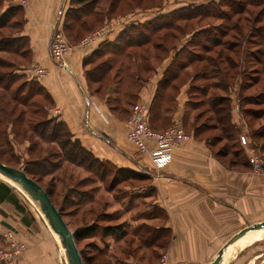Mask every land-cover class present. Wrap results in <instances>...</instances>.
I'll list each match as a JSON object with an SVG mask.
<instances>
[{
  "label": "crops",
  "instance_id": "crops-1",
  "mask_svg": "<svg viewBox=\"0 0 264 264\" xmlns=\"http://www.w3.org/2000/svg\"><path fill=\"white\" fill-rule=\"evenodd\" d=\"M5 3L6 8L11 5L22 8L24 25L18 36H27L29 39L31 64L20 71L30 79H36L44 87L51 99L50 116L64 121L74 137L79 138L97 157L111 161L122 170L139 171L137 174L141 175L143 172L147 175L154 194L145 193L147 198L140 200L139 211H126L132 214L129 218L130 228L134 235H138L146 226L148 230L145 234H169V240L166 244L159 238L157 241L150 239L147 243H141L136 236L135 241L138 243L135 242L136 253L133 258L142 263L154 264L163 255H167L171 264H211L226 242L244 228V221L253 218L255 212L264 215V174L254 175L250 165L224 161L218 157L203 137V131L198 132L199 125H192L191 130L187 131L190 122L195 123L203 117L204 110H196L205 105L198 98L200 95H192L191 79L187 78L181 83L174 101L159 100L170 91L169 85L165 88L161 83L167 68L176 62L177 51L188 45L189 34L180 40L176 51L170 52L158 67L150 70L135 85V101H146L151 106L153 103L150 117L155 118L156 122L154 119L153 122L155 126H159L158 129L166 128L165 124L160 123V119L169 114L170 125L179 123L190 135L189 139L174 148L172 159L161 168L155 167L148 156L141 155L128 139L129 119L124 116L123 111L126 102L124 94L127 90L123 86L124 69L113 71L112 66L106 73L105 77L110 76L113 80L112 87L105 90V96L101 95L104 87H100V81L89 79L97 60L93 59L94 56L99 58L102 54H109L110 50L106 45H117L125 35L126 26L151 22L157 15L167 14L182 6L172 10L166 7L141 9L127 16L111 19L109 34L99 47L87 49L73 43L72 50L64 58L66 65L60 66L50 55L49 45L56 23L63 27L68 19V10L73 7L70 0H26V3L23 0H5ZM33 65L44 67L46 74H37ZM187 70H191V67L184 69ZM139 76L136 75V78ZM107 79L108 77L104 78L106 81ZM257 85L252 84L245 90V94L253 92ZM240 90L241 80L236 81L229 90L231 122L240 128L241 135H247L253 141L255 137L252 131L262 126L264 116L250 120L249 113H244L240 108ZM220 92L224 94L221 90ZM247 105L251 108L264 107L263 102ZM250 122H256L254 128L250 127ZM150 145L153 146L152 141ZM142 189L136 188L138 191ZM5 219L0 212V220ZM125 221L126 219H122L121 222ZM6 228L8 227L0 223V245L3 244V232ZM14 228L17 237L26 243V248L9 264H63L58 241L50 240L49 236L38 235L40 233L32 231L25 224ZM254 230L256 229L246 233ZM236 240L224 249L221 264H235L237 258L248 254L252 243L238 248L228 256V250ZM110 262L121 263L116 259H111Z\"/></svg>",
  "mask_w": 264,
  "mask_h": 264
},
{
  "label": "rangeland",
  "instance_id": "rangeland-1",
  "mask_svg": "<svg viewBox=\"0 0 264 264\" xmlns=\"http://www.w3.org/2000/svg\"><path fill=\"white\" fill-rule=\"evenodd\" d=\"M126 1L130 3L132 2V5L131 6L127 5ZM208 1L209 0H122V3L124 2L123 7L121 9L122 11L119 12L117 10V12L111 13L110 14L111 16L109 15L110 17L101 16L98 24L93 25V27H89L90 30L84 32L83 35L74 37V35L77 33V27L79 26L78 21L76 20L74 21L71 19L72 21L68 22V24L71 25V29L68 31L70 37H73L71 38V40L73 39L72 40L73 42H77L74 43L75 45V44H79V42H81V40H83L87 35L95 31H99L102 28H104V30L110 28L109 21L111 19L119 18L121 16H127V14L136 12L138 10H141V8H144L138 6L139 4H141V6H146V4H148L147 6H151L152 4H154L153 5L154 7L156 6L158 8L166 7L169 8V10H172L173 8L178 6H186L189 2H195L197 4L199 3L201 4V2L207 3ZM98 6L107 9L109 8V1L102 0L101 4H99ZM5 8H6L5 0H0V14H2V12H5ZM104 9L103 11H105ZM96 11H99V9H97ZM258 11L259 8H250V11H247V13L245 14L247 15V17L249 15L252 16L251 18L253 19L254 17L257 16ZM17 19L20 21L23 20L22 16L19 14L15 18L13 17L11 19V22H17L18 21ZM158 21L156 20V23H158ZM179 21L180 23H186L187 19H183ZM188 21L190 22V24L193 25L190 29L193 28L197 29L199 26H205V24H210V25L222 24V26L224 27V24L227 22L224 19L218 17H211L207 15L203 16L202 18L197 16L192 19H188ZM156 23L154 22L151 25L154 26L156 25ZM56 25L57 28L61 29L65 35V32L63 30L64 28L60 27L59 23H56ZM136 25L137 24H130L126 26L124 28V32L125 33H131L132 31L136 32L137 30L133 28V26ZM138 26L140 25H137L136 27ZM4 29H5L4 30L5 33L7 34L8 33H12L14 35L16 34L15 33L16 29L15 30L9 28L7 29L4 28ZM151 31L153 33L152 34L153 38L151 43L143 42L137 45L136 44L132 46L129 45L123 51H119V52L114 51L119 53L116 55V57L112 56L111 54H106L105 56H103L102 54L99 58L96 57L97 60L94 63L96 64L103 59L110 58L114 64L113 71H120V68L124 69L123 86H125L127 90L126 93L124 94L126 102L124 101L125 104L123 106V111H124V116L128 117V119L130 117L132 105L136 103L135 99L131 97V94L134 93V90L136 88L135 86L136 83H138V81L143 80L145 76L148 75V72L150 70L154 69L156 66L158 67L160 62L164 58H166V56L170 52H172L171 50L169 51V49L168 50L153 49L154 45L158 41H162L163 37L161 36L164 35L166 31L165 28L161 27V28H157L156 30L152 28ZM217 34L220 37H222V33L220 32V30L218 31ZM66 39L68 40L67 37ZM20 41L21 43H23V39L22 40L20 39L17 42H15L14 45L17 46L20 43ZM175 41L177 40H174V42ZM204 41H207V39H205ZM174 42L173 40L171 41L170 38L166 42V46L171 45ZM132 44H134V42ZM70 45H73V43H70ZM123 45H127V43L122 42L121 46ZM150 49L152 55L154 51H156V55H158V57H156V60L154 59L155 57L149 56ZM250 49L255 50L256 48L252 44H247L246 48L238 49L237 50L238 56L235 55L234 57L236 61H241L240 67H244V69L247 68V73L241 76L242 83H245L246 81L251 79V74L254 73V71L250 70L251 66H254V64H251L252 61L251 57H249L247 54L244 57L243 52H241V50L250 51ZM185 51L186 50H184L182 53L180 51L178 52L179 57L178 59H176V61L178 62H174L176 63L174 67L177 66V63L184 61L187 55ZM121 52H123V54H121ZM0 57H3L6 60H13L19 65L27 66L31 64V56H29L30 57L29 64H28V57L24 58L17 54L0 52ZM194 65L195 67L196 65L200 67L202 63H198ZM170 66L167 68L165 77L168 75V72L170 71ZM220 67H222L223 69L227 68V63L224 61L222 64H220ZM98 73L100 74L102 73V68L99 70ZM232 73H235V69L231 70L230 79H232L233 77ZM136 75H140L138 79L136 78ZM221 76L222 74L218 75L216 78H212L213 76H211L209 81H214L215 79H221ZM107 77H108L107 81L104 80V82H102L101 84V87H104L103 93H101V95L103 96H105L104 95V93H106L105 90L107 88L112 87L111 81L113 79L110 76ZM26 78L29 77L23 76L19 78L18 83H16L14 87H17V85L21 82H25ZM230 81L232 82L233 79ZM4 91L5 90L0 89V93L1 92L3 93ZM255 91L256 90H254L253 92ZM5 96L9 97L8 94H5ZM39 100H41L40 104L36 102L35 105L38 104L41 108H43V104L44 105L48 104V101L43 97H41ZM2 104L4 103L0 102V107L2 106ZM202 106L203 107H200L198 110H196V112L204 110L202 112L204 114L203 117L197 119L195 123L190 122L189 124L190 126L187 127V131L191 130L192 125L201 126L204 122L209 123L210 120L208 119V117L211 114L210 111L207 110L208 104ZM23 108L24 107L21 106L18 107L17 112ZM28 109H30V107ZM32 110H28L27 114H25L24 117L20 118L19 121H15V122L12 121L16 119L17 112L15 114H8L5 111L4 115L8 116V118L11 119V122L6 123L5 125H2L0 123V159L2 160V162L6 164L19 167L24 170L27 169L32 175L33 172H35V178L43 185L44 188L48 190L51 197L53 198L54 203L61 210L66 222L68 223L72 231H74V233L76 232L78 233V238L76 240L79 249L82 251L83 257L85 258V263L87 262V264H98V263H102L101 261H111V259H113L114 261L116 259L121 261L120 264L122 263L132 264V262L135 259L133 258L135 257L134 253H136L135 250L136 237L134 238L132 234V230L130 228L129 218L131 217L132 214H129L126 211L128 210L129 211L132 210V212L139 211L137 209L139 207V204L141 205L140 200L141 199L145 200L147 198L145 196V193L147 194L151 192L154 194L153 187L151 186L150 188L149 186L147 175L143 172H141L142 173L141 175L137 174L139 173V171L134 172L130 170H121L117 172L116 170H111L106 175L105 181H101L99 179L101 176H98L96 173L91 172L89 169L85 168V166H80L78 165V163L67 160V158L64 155H62V153L59 155V152L61 151V147H59L57 143H51L45 141L36 133V131H34L30 127L28 123L31 115L30 111ZM34 114H35L34 122H36L41 114H36V113ZM169 117H170L169 115H163L162 116L163 119L161 121H164V119H166V121L169 122ZM149 122L150 125L153 126L150 117H149ZM255 124L256 122H250V127L254 128ZM261 125L262 127L264 126L263 121H261ZM167 127L168 126H166V128ZM241 132L242 131H240V133L236 131L235 133H232L229 136L226 133L227 135L226 136L220 130L206 129L203 132V137L206 140L212 142V145L210 144L208 145H210L213 152L216 153L218 157L222 158L224 161H237L240 164L250 165L251 172L254 175L263 174L255 171L254 166L250 160V151L248 147L254 146L257 149L256 150L257 154L259 155L260 158H262L264 162V149L263 148L261 149L253 144L254 141L259 143V145H262V143L264 142V137H258V139L254 138L252 141L247 137V135H245L249 140V145H246L241 142V136H242ZM258 148L260 150H258ZM45 156L50 157L53 164L50 165L45 164L40 166V164L36 163L35 159L43 158ZM115 175L116 176L118 175L117 176L118 179L115 182H113ZM144 179H146L147 181ZM0 182H4L10 186L12 197L16 200V202L12 200H5L0 202L1 204L0 212H2V215L6 218L5 220L6 221L8 220L14 226H18V225L20 226L22 224H25L29 226V228H31L32 231L35 230L38 233H40L38 235H42L46 237L49 236L50 240H53L55 242L58 241L57 238H55L56 236H54L55 235L54 231L49 227L46 219L43 217L38 207L31 200H29L25 196V194L22 193V191H20L17 187L13 186L9 181H6L0 177ZM138 187H141L143 189L138 191L136 190V188ZM17 205H21L22 208H19V206ZM122 219H126V221L121 222ZM26 221H28L29 223L27 222L26 224ZM261 221H264V215H260L257 212H255L253 214V218L244 221L243 227L254 225ZM119 224L122 225L120 231L125 230L124 232H127L128 233L127 235L120 237L121 232L117 231L118 233L113 232L114 234H111L109 236L108 235L102 236L101 230H103L105 226H113ZM241 228L242 226L240 227V229ZM18 239L21 240L20 238ZM141 240H142L141 243H147V241H149V239L148 240L141 239ZM21 241L24 242V240ZM137 243L138 242H136V244ZM58 248L60 249L61 252V258L63 264H68L66 253H64V251L62 250L61 245ZM102 251L106 253L104 254ZM94 257H96L100 261L99 262L93 261ZM122 259H127V261L123 262ZM129 259H131L132 261L128 262ZM263 263H264V239L253 242L251 244V249L248 250V254L247 253L243 254L242 256L237 258L235 262V264H263Z\"/></svg>",
  "mask_w": 264,
  "mask_h": 264
},
{
  "label": "trees",
  "instance_id": "trees-1",
  "mask_svg": "<svg viewBox=\"0 0 264 264\" xmlns=\"http://www.w3.org/2000/svg\"><path fill=\"white\" fill-rule=\"evenodd\" d=\"M101 1L102 0H70L74 8L72 7L68 10V19H66L63 26L65 35L70 43L77 42H73V39L71 40V38L73 37H70L68 31L71 29V25L68 24L69 21H78L79 26L77 27V33L74 35V37H78L83 35L84 32L90 30L89 27H93V25L98 24L101 16L106 17L111 13L117 12V10L119 12L122 11L121 9L124 4V2L122 3V0H107L109 1V8L107 9L98 6L99 4H101ZM126 4L131 6L132 2L130 3L126 1ZM147 5L148 4H146V6H141V4H139L138 6L144 7L141 8L144 10L150 8H158L157 6L154 7V4L151 5L152 7ZM250 8H259L257 16L253 19L251 18L252 16L249 15L247 17V15L245 14L247 13V11H250ZM97 9H99V11H96ZM103 9L105 11H103ZM19 14L22 16L23 20L20 21L17 19V22H11V19L13 17L15 18ZM206 15L211 17H218L226 20L227 22L225 24L223 23L224 27L222 26V24H205V26H199L197 29H190L193 25L190 24L188 19H192L197 16L202 18ZM23 17L24 16L22 8L12 5L6 8L5 12H2V14H0V52L17 54L24 58L28 57L29 64V56H31L29 39L27 36H18V34L22 31L24 25ZM84 17L86 18L84 19ZM183 19H187V22L180 23L179 20ZM153 20L151 22L141 24L138 27H136L138 24L136 26H133V28L137 30L136 32H124V37L120 39L117 45L114 44L115 46L112 47V44L108 43L106 45L108 47L106 48H108V50H111L109 54L116 57V55L119 54L117 52L123 51L129 45H137L143 42L151 43L153 38V33L151 31L152 28L156 30L157 28L163 27L166 30L164 35H160L161 37H163V39L162 41H158L154 45L153 49H169V51H176L178 49L180 40L184 36L189 34L190 37L188 45L182 49H179L181 53L186 50L185 53H187V55L184 61L177 63L176 67H174L176 63H172V65L170 66L168 75L164 77L161 83L162 87L164 85L166 86L165 88H167V86L169 85L170 91L168 92V94L162 95V97L159 99L160 101L161 99L162 101L164 100L167 102L174 101L181 83L184 82L187 78L191 79L192 89H190V91L192 92V95H200L198 96V98H200L201 103L208 104L207 110H209L211 114L208 117V119L210 120L209 123L204 122L201 126L199 125L197 128L198 132H204L206 129H216L220 130L225 135L227 133L229 136L236 131L239 133L241 131L238 126L231 122L232 105L231 98L229 96L230 87L233 86L236 81L239 82L241 80V90L239 92L240 108L244 113H249L250 120H255L264 116L263 106L258 108H251L247 105V103H264V0H209L207 3L201 4L189 2L186 6L179 7L178 9H175L167 14H159L154 17ZM156 20H159L158 23H156ZM154 22L156 23V25H151ZM4 28L14 30L16 29V34H7L5 33ZM219 30L222 33V37L217 34ZM168 38H171V41L173 40V42L174 40L177 41H175L171 45H168V47L166 46V42L169 40ZM20 39H23V43H21L20 41L17 46L14 45V43ZM205 39H207V41H204ZM101 42L97 45V47L102 44ZM122 42L127 43V45L121 46ZM133 42L134 44H132ZM247 44H252L256 48L255 50L250 49V51L241 50V52H243L244 54V57L246 56V54L251 57V64H254V66H251L250 70L254 71V73L251 74V79H249L245 83H242L241 76L247 73V68L244 69V67H240L241 61H236L234 57L235 55H237V50L246 48ZM179 51H177L175 55L176 59H178L179 57ZM149 53V56L152 57L151 49L149 50ZM121 54H123V52H121ZM154 56L158 57V55H156V51H154L153 53V57ZM93 59L96 60V55ZM224 61L227 63V68L225 69L220 67V64H222ZM198 63H202V65L200 67L196 65L195 67L194 64ZM25 66L26 65H19L13 60H6L3 57H0V89L5 90V94H8L9 96H5L4 92L0 93V102L4 103L0 107V123L2 125H5L6 123L11 122V119H9L8 116L4 115L5 111L8 114H15L18 107H24L17 112L16 119L12 121L15 122L24 117L25 114H27L28 110L33 109L32 111H30L31 115L28 124L45 141L57 143L59 147H61L59 155L62 153V155L67 158V160L78 163V165L80 166H85V168L89 169L91 172L96 173L98 176H101L99 178L101 181H105V177L109 171H121L122 169L118 168L111 161L101 159L97 157L92 151L87 149L82 144L79 138L74 137L73 133L70 131L64 121L58 120L54 116H50L51 99L39 81L34 78H26L25 82H21L17 85V87H14V85L18 83L19 78L26 76L25 73L20 71V69ZM93 66V74L89 75V79H98V81H100L101 87L102 82H104V78H106V73L110 71L114 64L110 58H107L101 60ZM188 66L191 67V70L184 71V69ZM101 68L102 73L100 74L98 72ZM233 69H235V73H232L233 81L231 82L230 80L232 79H230V75L231 70ZM220 74H222L221 79L209 81L211 76H213L212 78H216ZM252 84H258L254 89L256 91L248 93L246 95L245 90ZM220 90L224 92V94H222ZM135 94L136 91L135 93L131 94V97L134 98ZM41 97L45 98L48 101L47 105L43 104V108L38 105L41 102V100H39ZM36 102H38L37 105H35ZM4 105L6 108L4 107ZM29 107L30 109H28ZM170 109L171 108L169 107L168 110ZM34 113L41 114L36 122H34ZM169 116V122H167L166 119H164V121H161L163 118L160 119V123L165 124V127H169L170 125L171 115ZM150 119H152L151 122L153 127L158 129L157 127L159 126H155L153 122V119L155 121V118L150 117ZM252 132L256 139L258 137H264V126H259ZM206 141L208 142V144L212 145L211 141ZM253 144L261 149H264V142L262 143V145H259V143L255 142H253ZM35 160L36 163L40 164V166L45 164H53L52 160L48 156ZM25 171L28 173V175L36 179L35 172H33L32 175L27 169H25ZM117 176L115 175L113 182L118 179ZM5 200H12L16 202V200L12 197L10 186L4 182H0V202ZM17 206H19V208H22L21 205ZM27 222L28 221H26V223ZM121 227L122 225L120 224L105 226L103 230H101L102 236L114 234L113 232H121L120 237L127 235L128 233L124 232L125 230L120 231ZM147 230L148 229L145 226L144 231L141 230L140 234L134 235L133 232L132 234L134 238L138 236L140 240L149 239L150 241L151 239V241H157V239L159 238L164 244L168 242L169 234L148 235L145 234L147 233ZM74 234L77 239L78 233L76 232ZM140 242H142V240ZM102 252L104 254L106 253L104 251ZM83 259L84 264H87V262L85 263L84 257ZM93 261L99 262L100 260L94 257ZM101 262L102 263L98 264H111L110 261Z\"/></svg>",
  "mask_w": 264,
  "mask_h": 264
},
{
  "label": "built area",
  "instance_id": "built-area-1",
  "mask_svg": "<svg viewBox=\"0 0 264 264\" xmlns=\"http://www.w3.org/2000/svg\"><path fill=\"white\" fill-rule=\"evenodd\" d=\"M26 3V1H23ZM110 28L95 31L87 35L78 46L83 48H92L97 46L101 41L108 36ZM66 39L63 31L55 26L54 32L50 40V55L60 66L66 65L64 62L65 55L72 50ZM33 69L39 75H45L47 70L40 65H33ZM150 103L146 101H137L132 105L130 117L128 120V139L137 148L138 152L143 156H148L155 167L161 168L170 162L173 156V150L180 143L187 140L190 135L185 128L174 123L165 129H155L150 125ZM153 142V146L150 142ZM241 142L249 145V140L245 135L241 136ZM250 160L255 171L264 174V162L256 152V148L249 146ZM3 244L0 245V264L12 263L24 251L26 245L17 238L15 230L6 228L3 232ZM132 264H143L139 260H134ZM154 264H171L167 255H163Z\"/></svg>",
  "mask_w": 264,
  "mask_h": 264
},
{
  "label": "water",
  "instance_id": "water-1",
  "mask_svg": "<svg viewBox=\"0 0 264 264\" xmlns=\"http://www.w3.org/2000/svg\"><path fill=\"white\" fill-rule=\"evenodd\" d=\"M0 172H2L3 174H5L11 179L25 182V184L30 189L38 193V195L42 198V201L54 224L55 229L58 231L62 239L64 248L66 250L67 258H68V263L69 264H84V259L78 247L74 231H72V229L66 222L63 214L61 213L60 209L56 206L54 201L52 200L46 188H44L43 185L39 181H37L36 179L28 175V173L24 169L6 164L2 162L1 160H0ZM0 223L10 229H13V230L15 229L14 226L6 220H0ZM263 226H264V221H261L254 225H249L241 229L238 233L233 235L226 242L225 246L219 251L218 255L215 257V259L212 261L211 264H221L222 259H223L224 249L229 244H231L235 239L240 237L242 234H244L248 230L258 229Z\"/></svg>",
  "mask_w": 264,
  "mask_h": 264
},
{
  "label": "bare ground",
  "instance_id": "bare-ground-1",
  "mask_svg": "<svg viewBox=\"0 0 264 264\" xmlns=\"http://www.w3.org/2000/svg\"><path fill=\"white\" fill-rule=\"evenodd\" d=\"M0 177L6 181H9L13 186L17 187L20 191H22V193L25 194V196L29 200H31L38 207V209L42 213L43 217L46 219L49 227L54 231V233H55L54 236H56L58 242L60 243V245L62 247V250L64 251V253H66L62 239H61L58 231L55 229L54 224H53V222H52V220H51V218L47 212V209H46V207L42 201V198L38 195V193L35 192L34 190L30 189L25 184V182L11 179L8 176H6L5 174H3L2 172H0ZM261 239H264V228H262V227L254 230V231H250V232L246 233L245 235L239 237L237 240L235 239L236 240L235 243L228 250V252H229L228 256H231L232 253H235V251L238 248L244 247L248 244H251V243L258 241V240H261ZM66 258H67V254H66ZM67 262H68V258H67Z\"/></svg>",
  "mask_w": 264,
  "mask_h": 264
}]
</instances>
